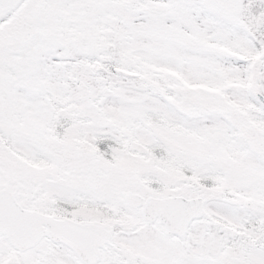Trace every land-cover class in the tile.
Returning a JSON list of instances; mask_svg holds the SVG:
<instances>
[{
	"label": "snow or ice",
	"instance_id": "obj_1",
	"mask_svg": "<svg viewBox=\"0 0 264 264\" xmlns=\"http://www.w3.org/2000/svg\"><path fill=\"white\" fill-rule=\"evenodd\" d=\"M0 264H264V0H0Z\"/></svg>",
	"mask_w": 264,
	"mask_h": 264
}]
</instances>
